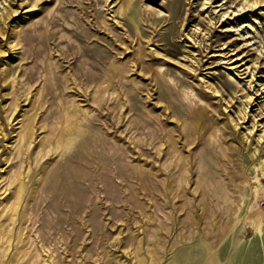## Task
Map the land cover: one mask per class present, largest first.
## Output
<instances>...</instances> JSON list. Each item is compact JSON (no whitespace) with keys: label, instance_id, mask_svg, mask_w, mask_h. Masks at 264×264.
Masks as SVG:
<instances>
[{"label":"rangeland","instance_id":"rangeland-1","mask_svg":"<svg viewBox=\"0 0 264 264\" xmlns=\"http://www.w3.org/2000/svg\"><path fill=\"white\" fill-rule=\"evenodd\" d=\"M10 1L16 11L0 30V49L5 51L0 60V204L10 193L3 188L13 170L20 167L22 157L15 147L24 111L32 114L36 110H30L25 92L21 111L15 113L8 106L15 97L3 83V73L8 71L10 80L17 78L32 85L39 107L38 136L31 145L30 158L34 172L44 167L45 171L39 179L32 175L35 195L21 207L27 211L31 237L53 250L58 264H264V234L255 235L246 218L251 209L264 215V3H258L244 18L233 13L245 0H212L216 2L209 8L203 5L207 0H131L125 14L118 12L121 0H0V16ZM34 2L38 4L33 6ZM221 3L225 5L215 7ZM16 31L13 41L11 35ZM54 33L66 39L49 40ZM97 36L106 45L92 44ZM151 38L154 41L149 42ZM139 41L155 53L147 63L154 62L165 78H160L156 88V76L135 67L136 71L124 72L121 81L116 79L114 88L97 96L94 89L100 71H90L87 64L106 53L108 46L109 59L117 56L130 67L133 53L127 46ZM87 57L89 61H85ZM42 59L50 61V66ZM235 67L245 68L247 73ZM72 82L79 90L66 89ZM134 85L143 88L136 91ZM67 100L87 111L83 119L87 131L69 149L42 157L37 150L46 129L39 127L53 122ZM194 104L210 107L214 131L220 136L217 146L227 148L249 180V184H239V191L226 187L222 176L228 167L226 157L219 148L213 150L217 153V160L212 159L214 174L225 193L218 201L222 205L218 220L227 223L231 206L237 208L231 231L216 236L217 240H207L203 232L206 220L193 217L201 213V197L193 191L196 170L187 194L193 205H184L182 198L168 204L166 191L159 190L162 182L152 193L141 183L143 176L138 171L146 172L150 179L154 172L159 174L157 179L165 178L166 173L158 172L165 151L156 154L163 135L158 123L178 138L175 122ZM13 115L17 119L9 120ZM118 115H123V122ZM72 185L77 191L69 197L67 189ZM256 192H260L257 203ZM241 195L237 206L235 199ZM172 208L174 219L165 220L164 213L170 214ZM158 217L172 227L158 233L163 247L152 237ZM178 233L183 236L177 243Z\"/></svg>","mask_w":264,"mask_h":264},{"label":"bare ground","instance_id":"bare-ground-1","mask_svg":"<svg viewBox=\"0 0 264 264\" xmlns=\"http://www.w3.org/2000/svg\"><path fill=\"white\" fill-rule=\"evenodd\" d=\"M37 1L39 3L42 0H37ZM215 2L216 1H212V0L205 1L203 4L205 5L204 8L212 7L213 3ZM36 3L37 2H34L33 6H35ZM258 3L260 4L264 3V0H256V2L245 0L242 3L245 5L239 6L237 12H234L233 14L237 16L243 15V17L245 18V14L249 11H252V9H254V7H256ZM130 4H131V0H121V5L118 8V12L120 14L127 13L131 8ZM223 5H225V3L218 4L215 7L217 6L222 7ZM13 6H14V1H10L8 6L6 7V12L2 13V15L0 16V30L2 28V24L6 23V21L16 11V9H14ZM215 12L216 10H213L212 14H214ZM224 15L225 13L222 16ZM159 18L161 19L163 17L161 16ZM130 19L133 22V24L137 26V22L135 18L131 17ZM104 23L107 24L106 21H104ZM139 34L142 35V33ZM17 35H18V31H16V33L11 35L13 41L16 40ZM48 37L49 40L54 39L56 42L57 41L62 42L64 41L65 38V36L63 35L56 37L55 33L53 35H49ZM67 37L68 40L71 39L70 35L69 36L67 35ZM12 40L11 42H13ZM150 41H154L153 38H151L149 42ZM91 42L92 44L96 43L97 46H101V44L106 45L104 43V40L102 41V37L99 36H97V38L93 39ZM11 46L14 47L16 46V44H12ZM148 46L142 44L141 41L135 43L131 47L127 46V48L131 49L133 53L132 56L133 62H132V66L130 67L128 66L126 61H119L117 56L113 57L112 59H109L111 56L110 55L111 49L108 46H105L106 49L104 51L106 53L98 54L95 58V61L93 60L94 62L93 64L92 63L87 64V68L90 71L93 72L100 71L99 81L95 82L97 84L95 85V89H94L96 95L98 96L100 91L114 88L115 87L114 81L116 79H119V81H121L122 78L124 77V72L128 70L136 71L137 68L135 69V67H139V66L142 67L141 68L142 70H146L148 71V73H151V75L156 76L155 85L157 88L158 84L160 83V78H165V73L157 70L154 67L155 64L154 62L147 63L148 60L147 58L155 55L153 51L148 49ZM84 51L85 50H83V53H85ZM3 54H5V51L0 49V60L4 56ZM41 61L42 63L44 64L47 63V65L50 66V61L47 62L46 59H42ZM85 61H89V57H87ZM239 67H235L236 68L235 70L241 71L242 73H247L244 72L245 68L241 70L237 69ZM89 70H87V73L90 72ZM53 73H54L53 71H49V74H53ZM2 77L5 87L8 90L15 93V97L8 105L9 107H11L13 112L16 113V111L17 112L21 111V103H22L21 97L23 96L22 92H25L27 96L25 100H27L28 104L31 105L30 110H33L34 108H36V110L32 114H29V110L24 111L23 114L24 119L21 120L24 123L20 127L18 145L15 147L17 155L22 157L20 167L19 169L13 170L11 179L9 181L8 178L6 179L8 181V185L3 188L4 191L8 192L9 190L10 193L6 201L0 204V207L2 206V208H0L1 209L0 217H3V220L0 222V264H58L55 256L53 255L54 253L53 250H51L50 248L46 249L45 245L43 244L39 245V241L37 240L36 236H33V238L31 237L30 234L31 228L29 225H27V222L29 220L27 211L26 210L21 211V207L23 206L24 201H27L29 203L32 197L35 195L37 189V185L33 182L34 180L31 178L32 175L35 174V176H37L39 179V177H41L42 175V171L43 170L45 171L44 166L42 170L38 168L36 172H34L35 170L31 168V158H30V151L32 150L31 145L36 142L38 136L36 126L39 121L38 111H37L39 107L36 106L37 105V99L35 97L36 93L32 94V85L30 83L19 81V79L17 78L10 80L8 71L3 73ZM253 77H254V73H252V78ZM66 79H68L69 82L71 81L72 78L69 76L66 77ZM72 83L73 85L71 86L68 84V86H66V89L72 88V90L73 89L79 90L76 83L75 82ZM54 87H58V83L56 81H54ZM142 88L143 87L140 85L133 86V89H136V91L137 89H142ZM166 109L169 108L166 107ZM61 111H62L61 114L58 113L53 117L54 119L53 122L50 123L46 122L47 124H42L39 127L42 129H46V134L42 138H40L39 141L41 143L42 149L39 148L37 150L38 153L41 152L40 155L42 157L48 155V153H53L57 151L58 153H60L62 151L69 149L74 143L76 144L79 143L80 139L84 137L87 131V127L83 122V119H86L87 117V111L81 110L79 105L76 104L74 100L65 101V103H63L61 106ZM244 116L247 117V113H244ZM117 117L120 122H123V115H118ZM8 119L14 121L17 119V116L13 115ZM151 119L153 121L152 117ZM175 123L178 131L177 133L178 138L174 137V135L170 133V130H165V127H163L164 125H162L160 121L158 123L160 129L162 130L163 135L160 138L162 142L160 144V147L157 148L156 154L160 155V152L165 150L161 155V157L163 156L162 158H164V160L158 163L159 164L158 172H160V175L163 174V172L166 173L165 178H161L162 181L160 179H157V177H159V174L154 172L152 173V179H150V177L146 172H143L142 170H138L143 176L141 183L149 186V188L152 190L151 192L154 193L153 190L158 188L159 184L162 182V185H160L161 188L159 187L160 188L159 190L166 191L165 193L167 197L166 202L168 204L169 203L172 204V200L175 198L177 199L182 198L184 201L183 202L184 205L185 204L193 205V202H191L192 200L187 199L188 198L187 194H188L189 186H191L193 181V169L196 170L198 174H197V178L193 181L195 182L194 185H196L193 191L195 193H198V195L201 197L200 198L201 200L199 202L200 203L199 209L201 213L197 217L194 216L193 213L191 214L196 219L201 218L202 220H206L204 223L203 232L207 240L209 239L210 241V239H212L213 237L216 236L219 237L221 234H227L228 232H230L231 231L230 223L234 219L235 213L237 214V208L231 206L230 213L228 216L229 217L228 222L224 224L218 220V217L222 214V205L218 201L222 196H224L225 193L223 190L224 189L223 185L217 180L216 174H214V165L212 163V159L217 160L216 157L217 155H215L217 153L214 154L213 150L217 151V149L219 148L220 150L223 151V157H226L225 163L228 165V167L225 175H222L224 176V180H226L225 181L226 187H229V189L232 190L231 186H233L234 190L238 188V190L236 191H239L242 187L239 184H244V185L249 184V180L247 175L245 174L246 173L245 169L244 168L242 169L241 165L236 162L232 154L226 151L227 148H225L222 145L217 146V143L220 142V136H218L214 131L216 122L214 117L211 115V110L209 106L194 104L193 107H189V109H187V112L184 115V117L181 118L180 120H176ZM26 145L27 148L25 147ZM200 145H202V148L199 149L198 147ZM195 147H197L198 149L193 151L192 149ZM185 149L187 150L185 151ZM228 149L230 150L229 147ZM199 157H200V161H199ZM49 168L50 167H48V169ZM134 168L135 167H132V169ZM259 180L261 179L256 178V181ZM253 182L255 183V181ZM256 190H258V187H256ZM76 191H77V187L75 185L69 186V189H67V195L71 197L74 195ZM259 193L260 192H256V199H255L256 203L259 200ZM241 199H243V195H241V198L237 197L235 199L237 206L240 205ZM175 208L177 210L180 209L178 207H174V209ZM164 215H165V220L168 221L173 220L174 219L173 208L170 214L164 213ZM246 218L249 220V223L251 224L255 235L264 234V215L259 211V209L256 210L251 209L250 212L246 214ZM156 221L157 222L159 221V223L157 224V227L152 237H156L157 246L163 247L165 246L164 240L158 233L159 231H170L172 230L171 229L172 227L170 225L166 226L164 224L163 219L159 220V217L156 218ZM149 222L150 220H148V223ZM176 236H177L176 242L177 243L181 242L180 238L183 235L178 233ZM38 237H40V235ZM47 237L51 238L49 234H47ZM211 241H215V239ZM13 249H15V252L13 255H11V251ZM150 253L152 255V260H155L154 249H151Z\"/></svg>","mask_w":264,"mask_h":264}]
</instances>
